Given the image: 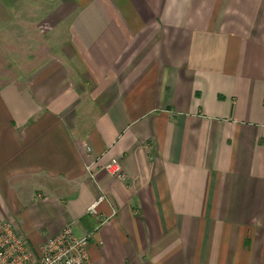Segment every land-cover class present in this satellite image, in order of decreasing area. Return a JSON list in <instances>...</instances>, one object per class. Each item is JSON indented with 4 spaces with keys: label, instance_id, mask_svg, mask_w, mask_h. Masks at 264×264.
<instances>
[{
    "label": "crops",
    "instance_id": "obj_1",
    "mask_svg": "<svg viewBox=\"0 0 264 264\" xmlns=\"http://www.w3.org/2000/svg\"><path fill=\"white\" fill-rule=\"evenodd\" d=\"M3 219L92 264H264V0H0Z\"/></svg>",
    "mask_w": 264,
    "mask_h": 264
},
{
    "label": "built area",
    "instance_id": "obj_2",
    "mask_svg": "<svg viewBox=\"0 0 264 264\" xmlns=\"http://www.w3.org/2000/svg\"><path fill=\"white\" fill-rule=\"evenodd\" d=\"M103 168L116 179L125 177L115 161L106 163ZM88 244V236L78 238L66 226L32 246L13 220L0 221V264H92Z\"/></svg>",
    "mask_w": 264,
    "mask_h": 264
}]
</instances>
